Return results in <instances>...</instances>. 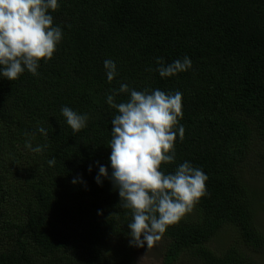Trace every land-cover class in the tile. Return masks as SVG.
Returning a JSON list of instances; mask_svg holds the SVG:
<instances>
[{
  "label": "trees",
  "instance_id": "trees-1",
  "mask_svg": "<svg viewBox=\"0 0 264 264\" xmlns=\"http://www.w3.org/2000/svg\"><path fill=\"white\" fill-rule=\"evenodd\" d=\"M51 14L63 38L39 75L0 77V264H134L131 209L108 159L117 111L106 96L121 83L182 93L184 135L161 170L187 160L208 176L206 195L162 234L160 264H264V0H60ZM184 56L189 70L155 71L157 57ZM63 106L88 113L87 126L74 132ZM25 133L48 148H25ZM100 164L109 178L97 185Z\"/></svg>",
  "mask_w": 264,
  "mask_h": 264
},
{
  "label": "clouds",
  "instance_id": "clouds-1",
  "mask_svg": "<svg viewBox=\"0 0 264 264\" xmlns=\"http://www.w3.org/2000/svg\"><path fill=\"white\" fill-rule=\"evenodd\" d=\"M59 6L60 0H0V77L14 81L25 71L39 75L41 59H51L63 38V30L53 23L51 14ZM156 64L155 71L161 78L192 67L188 56L171 63L157 57ZM103 67L111 82L118 74L115 61L105 59ZM123 93L128 98L117 103L116 97ZM106 103L117 111L110 121V179L118 190L121 206L131 209L132 218L127 224L129 244L148 248L206 195L208 176L187 160L173 172L161 170L162 163L175 161V140L184 135V127L179 123L183 115L181 92L136 90L121 83L118 89L110 90ZM61 114L74 132L84 129L90 118L88 113L68 106L61 108ZM37 132L47 137L43 126ZM25 136V148L30 151L41 153L48 148V144L33 147L34 133ZM47 163L55 165L56 158L53 156ZM88 171H92V165ZM102 178H109V170L100 164L94 177L97 185L102 184ZM71 182L86 183L82 177ZM97 214H101L99 210Z\"/></svg>",
  "mask_w": 264,
  "mask_h": 264
},
{
  "label": "rangeland",
  "instance_id": "rangeland-1",
  "mask_svg": "<svg viewBox=\"0 0 264 264\" xmlns=\"http://www.w3.org/2000/svg\"><path fill=\"white\" fill-rule=\"evenodd\" d=\"M248 165L246 168L248 169ZM260 222H264V217L260 219ZM264 226V223H262ZM230 233L224 232L222 236L226 238ZM166 240L161 237L156 243L148 247L145 245L144 247H136L133 254V262L134 264H160V252L162 247L165 245ZM181 264H187V261H183Z\"/></svg>",
  "mask_w": 264,
  "mask_h": 264
}]
</instances>
